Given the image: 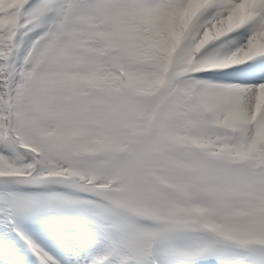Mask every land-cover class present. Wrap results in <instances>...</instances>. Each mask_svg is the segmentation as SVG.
Segmentation results:
<instances>
[{
	"label": "snow or ice",
	"instance_id": "1",
	"mask_svg": "<svg viewBox=\"0 0 264 264\" xmlns=\"http://www.w3.org/2000/svg\"><path fill=\"white\" fill-rule=\"evenodd\" d=\"M0 264H264V0H0Z\"/></svg>",
	"mask_w": 264,
	"mask_h": 264
}]
</instances>
